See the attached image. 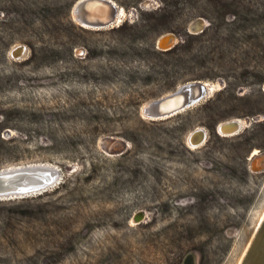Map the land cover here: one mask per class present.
Listing matches in <instances>:
<instances>
[{"label":"rangeland","instance_id":"1","mask_svg":"<svg viewBox=\"0 0 264 264\" xmlns=\"http://www.w3.org/2000/svg\"><path fill=\"white\" fill-rule=\"evenodd\" d=\"M78 1L0 0V170L63 174L0 200V264H242L264 213V0H112L125 16L104 29L78 23ZM197 81L213 88L200 104L143 116Z\"/></svg>","mask_w":264,"mask_h":264},{"label":"water","instance_id":"2","mask_svg":"<svg viewBox=\"0 0 264 264\" xmlns=\"http://www.w3.org/2000/svg\"><path fill=\"white\" fill-rule=\"evenodd\" d=\"M91 6L96 7L102 13L104 12L106 16L94 18L88 9ZM123 11L124 10L112 0H80L73 9V16L77 18L78 23L83 28L104 29L112 27L118 18L122 16ZM204 27V21L199 20L191 25L190 31L193 34L202 33ZM176 42L177 38L175 35L167 34L160 39L158 48L161 51H170L175 47ZM22 48L26 54V47L22 46ZM211 89V85L203 81L181 85L172 94L147 104L144 107L143 116L151 121L174 117L200 104L209 96ZM180 98L182 102L179 107L170 111L162 110V107L166 103L175 99L179 100ZM223 127L227 134H232L241 130V126L237 121L223 125ZM256 157L259 156H254L251 159ZM62 180L63 174L61 170L55 166L46 164H32L3 169L0 170V200L26 199L41 196L61 184ZM185 264H195V258L189 256Z\"/></svg>","mask_w":264,"mask_h":264},{"label":"bare ground","instance_id":"3","mask_svg":"<svg viewBox=\"0 0 264 264\" xmlns=\"http://www.w3.org/2000/svg\"><path fill=\"white\" fill-rule=\"evenodd\" d=\"M89 9V11L92 13V16H94V18H98V16L99 17H101V16H106L105 14H104V12L102 13V12H100L99 11V9H97L96 7H94V6H91L90 8H88ZM125 16V13H124V11L122 12V16H120L119 18H118V20L115 22L116 24L117 23H121V21H122V18ZM77 19V18H76ZM78 21V20H77ZM114 23V24H115ZM114 26V25H113ZM112 26V27H113ZM87 27V26H86ZM23 56H25V53H24V50H23V48H22V46H18V47H15L14 49H13V57L15 58V59H21ZM22 60V59H21ZM213 90V88L211 89V91ZM181 102H182V99L180 98L179 100H171V101H169L168 103H166L163 107H162V110H164V111H170V110H172V109H175V108H177V107H179L180 105H181ZM144 110V109H143ZM234 121H237L238 123H239V125L240 126H242V124H241V121L240 120H229V121H227V122H224V123H222L220 126H219V132H220V134L222 135V136H224V137H228V136H233V135H235V134H237L238 132L236 131V132H234V133H232V134H227L226 133V130H224V127H223V125H226V124H228V123H231V122H234ZM206 137H207V135H206V133L204 132V130H202V129H198V130H196L195 132H193L192 133V135L190 136V144H191V146L192 147H200V146H202L204 143H205V141H206ZM259 153V151H256L255 152V156L257 155ZM259 157H261V159H264V156H259ZM261 163H263V162H261ZM258 164H259V161H256V162H254V164H253V169H257V167H258Z\"/></svg>","mask_w":264,"mask_h":264},{"label":"crops","instance_id":"4","mask_svg":"<svg viewBox=\"0 0 264 264\" xmlns=\"http://www.w3.org/2000/svg\"><path fill=\"white\" fill-rule=\"evenodd\" d=\"M242 264H264V213L242 258Z\"/></svg>","mask_w":264,"mask_h":264},{"label":"flooded vegetation","instance_id":"5","mask_svg":"<svg viewBox=\"0 0 264 264\" xmlns=\"http://www.w3.org/2000/svg\"><path fill=\"white\" fill-rule=\"evenodd\" d=\"M99 17V16H98ZM114 25H116V23L114 24ZM114 27V26H113ZM224 137V136H223ZM228 137H231V136H228ZM255 153H253V155H252V158L255 156L254 155ZM260 155V153H258L256 156H259Z\"/></svg>","mask_w":264,"mask_h":264},{"label":"trees","instance_id":"6","mask_svg":"<svg viewBox=\"0 0 264 264\" xmlns=\"http://www.w3.org/2000/svg\"><path fill=\"white\" fill-rule=\"evenodd\" d=\"M172 51H174V50L172 49V50H170V51H168V52H164V53H171Z\"/></svg>","mask_w":264,"mask_h":264}]
</instances>
